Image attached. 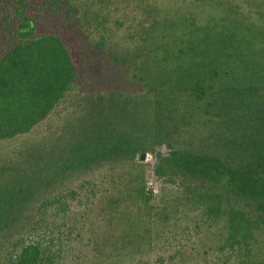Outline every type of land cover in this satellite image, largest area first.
I'll return each instance as SVG.
<instances>
[{"label":"trees","instance_id":"obj_1","mask_svg":"<svg viewBox=\"0 0 264 264\" xmlns=\"http://www.w3.org/2000/svg\"><path fill=\"white\" fill-rule=\"evenodd\" d=\"M82 1L51 0L48 16L4 2L17 42L0 56V264H264V15L203 0L122 50L101 35L117 77L35 133L79 77L38 21L77 6L97 20ZM162 145L153 172L177 201L154 205L137 158ZM170 235L190 246L157 252Z\"/></svg>","mask_w":264,"mask_h":264},{"label":"rangeland","instance_id":"obj_2","mask_svg":"<svg viewBox=\"0 0 264 264\" xmlns=\"http://www.w3.org/2000/svg\"><path fill=\"white\" fill-rule=\"evenodd\" d=\"M53 1V0H52ZM86 1V2H85ZM83 0V7L95 11L100 15L97 20L85 18L82 16L83 9L77 6L76 13L73 10L68 16L63 19L59 17L51 19H43L38 21L37 32L47 33L51 31L60 32L63 39L68 44L72 57L77 64L79 77L77 85L72 91L61 101L55 111L42 122L33 132L41 133L47 124L52 122L56 124L57 120L63 113L72 106L77 95L85 92H94L103 88L106 84L117 77V73H113L110 69L102 71L100 67V49H96L94 41L98 40L101 35L107 36L108 44L115 50H122L124 47L131 46L133 41L137 39V31L143 28L150 27L153 21L162 22L164 18L177 17L179 14L185 17L196 12L199 4L203 0ZM5 0H0V18L8 14V7ZM51 0H27L26 4L37 9L44 7L43 16H48L55 10L50 5ZM52 4H54L52 2ZM59 4V3H58ZM65 4L64 12L67 10ZM233 5L238 6L240 10L250 13L255 18H260L264 15V0H233ZM54 6H57L54 5ZM29 7V8H30ZM61 7V5H60ZM60 9V8H59ZM195 9V10H194ZM58 13V10L57 12ZM81 14V15H80ZM66 22V23H65ZM98 22L104 24L97 25ZM0 56L12 45L16 44V39L5 36L8 33V27L0 26ZM160 33L161 30H157ZM132 38V39H131ZM128 44V45H125ZM130 49V47H129ZM102 52V51H101ZM103 53V52H102ZM27 135L23 136L26 137ZM168 152V148L164 145L156 147L153 154L145 153L141 159L138 156L137 160L144 165L145 168V186L147 191L153 194L152 202L154 205H162V202L177 201L173 197L177 191V184L173 181L157 177L154 172L155 157L159 153ZM178 241L170 235L169 242L162 244V239L158 245L159 251H172L177 248H185L190 246L187 241L178 237ZM166 239V241H168ZM157 252L151 253V260L155 258ZM161 262V261H159ZM151 264V263H150ZM158 264V263H153ZM196 264H204L199 261Z\"/></svg>","mask_w":264,"mask_h":264},{"label":"water","instance_id":"obj_3","mask_svg":"<svg viewBox=\"0 0 264 264\" xmlns=\"http://www.w3.org/2000/svg\"><path fill=\"white\" fill-rule=\"evenodd\" d=\"M144 154H145L144 152L140 153V158L141 159L143 158Z\"/></svg>","mask_w":264,"mask_h":264}]
</instances>
